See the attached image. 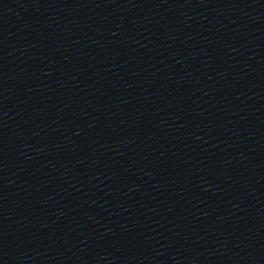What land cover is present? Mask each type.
I'll return each instance as SVG.
<instances>
[{"label": "water", "instance_id": "obj_1", "mask_svg": "<svg viewBox=\"0 0 264 264\" xmlns=\"http://www.w3.org/2000/svg\"><path fill=\"white\" fill-rule=\"evenodd\" d=\"M0 264H264V0H0Z\"/></svg>", "mask_w": 264, "mask_h": 264}]
</instances>
